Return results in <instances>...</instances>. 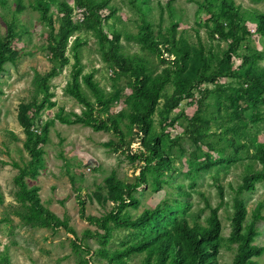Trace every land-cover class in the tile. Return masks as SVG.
Returning a JSON list of instances; mask_svg holds the SVG:
<instances>
[{"label":"trees","instance_id":"trees-1","mask_svg":"<svg viewBox=\"0 0 264 264\" xmlns=\"http://www.w3.org/2000/svg\"><path fill=\"white\" fill-rule=\"evenodd\" d=\"M174 1L169 0L165 7L171 18L169 26H159L157 32L149 21V0H130L138 14L135 34L118 16L115 0H73V4L67 0H0L8 12L2 18L6 31L0 33V75L22 58L19 45L29 35L22 15L29 11L37 13L45 27V50L53 64L50 72L35 75L31 101L19 110L29 160L13 162L18 172L14 178L16 204L10 213L32 229L65 230L73 235L72 247L81 264H221L224 249L233 253L232 261L225 264H259L258 259L264 256V246L257 244L264 203L259 202L250 215L246 206V197L258 183H264V13L243 10L234 0H202L199 11L208 16L205 42L198 32L195 40L185 33L177 38ZM79 11L82 18L75 21ZM250 20L256 26L253 33ZM110 21H114L112 25ZM90 34L97 39L100 59L110 70V90L96 80L97 71L85 73L83 53ZM254 35L263 49L253 45ZM123 38L136 42L141 54L126 53ZM72 60L65 91L82 106V112L65 114L60 110L53 119L44 121L43 113L56 106L52 80ZM185 102L187 110H180ZM116 105L122 109L113 113ZM56 120L113 133L117 141L104 146L142 164L133 181L123 179L116 170L104 179L94 197L103 207L110 203V211L103 216L83 214L97 229H87L82 236L70 220L43 204L40 188L28 182L37 179L46 167L45 146ZM180 123L183 131L171 137ZM136 140L140 148L133 151ZM186 141L195 148L188 152L195 167L188 174L192 183L187 189L178 180L174 153L179 146L181 153L187 154L182 146ZM245 158L246 172L234 190L231 233L226 238L220 206L214 208L207 201L210 214L206 218L193 211L195 181L217 169L214 181L224 199L220 171ZM71 179L80 193L76 179ZM160 192H165V198L159 204L133 213L141 207L138 195ZM81 203L84 206L85 200ZM91 239L96 240L97 248L89 243ZM0 264H11L8 253L1 255Z\"/></svg>","mask_w":264,"mask_h":264},{"label":"rangeland","instance_id":"rangeland-1","mask_svg":"<svg viewBox=\"0 0 264 264\" xmlns=\"http://www.w3.org/2000/svg\"><path fill=\"white\" fill-rule=\"evenodd\" d=\"M67 1L70 4L74 3L73 0ZM168 1L149 0L151 7L149 21L154 23L157 32L159 26L165 29L170 24L171 18L165 8ZM200 1L202 0L174 1L173 18L179 23L177 38L185 33L195 40L196 32H198L203 41H208L207 28L204 26L208 16L199 11L198 2ZM234 1L243 10H257L264 13V0ZM115 3L120 9L118 16L129 27L130 32L136 34L138 29L135 26V21L138 19V14L131 7L130 0H115ZM162 8L165 9L162 11ZM7 13V10L0 5V33L2 34L6 31V24L2 18ZM22 16L29 26V35L27 34L25 42L19 45L22 58L16 65L9 64L6 72L0 75V193L4 196V204L0 205V257L8 253L11 264H81L72 247L73 235L68 234L65 230L54 232L46 229H32L26 226L20 218L10 213L11 206L16 204L14 178L18 172L13 167V162L22 164L29 160V154L24 149L26 136L18 120L19 110L24 104L31 101L34 94L32 83L35 75L50 72L53 65L45 50L46 41L42 35L45 27L40 21L39 15L29 11ZM81 18L80 11L76 12L74 20L77 21ZM54 20H57V14ZM250 21L249 28L253 33L256 26L253 24V20ZM113 22L110 21V24L112 25ZM88 38L89 43L83 53L85 73L97 71L96 80L102 87L110 90L112 87L110 70L100 59L97 39L91 34L88 35ZM252 40L255 47L263 49L258 36L254 35ZM122 45L126 53L130 55L141 54L138 44L134 41H127L123 38ZM236 60L240 64V60L238 58ZM155 62H158L157 58H155ZM73 64L74 60L53 78L51 89L55 97L52 101L56 103V106L43 113L42 119L44 121L53 119L60 110H63L65 114L71 112L80 114L82 112V106L65 91L70 81ZM160 70L161 66L158 64V71ZM129 92L126 89L125 94ZM121 109L116 105L112 112L118 113ZM182 109L187 110V102L183 103L180 110ZM177 113L179 111L175 112V114ZM192 113L193 111H190L189 116H192ZM181 125L182 123L177 125V129L171 132V137L183 131ZM155 127L159 129L158 123ZM111 140L117 141L113 133L95 132L91 128L81 125L69 126L56 120L50 128L49 142L45 146L46 167L41 170L37 179H28L31 186L40 188L43 204L60 218L70 220L71 226L80 236L87 229H97L83 219V214L85 216H103L110 211V203L103 207L94 197V193L103 185L104 179L114 170L118 171L123 179L126 178L131 181L140 174L142 165L140 162L133 163L122 152H113L104 146ZM182 146H184L187 154H182L181 147H176L174 149V153L177 154L175 164L179 173L178 180L187 189L192 183L188 174L195 167L188 152L195 148L190 146L188 141ZM139 148L138 141H134L132 150L137 151ZM202 149L205 152L208 151L207 147L202 146ZM214 156L216 157V154ZM247 160V158L241 159L236 165L220 171L219 182L224 188V199L220 196L218 186L214 181L217 169L203 173L195 181L197 186L192 198L193 211L201 213L202 218H206L210 214L209 209L206 208L207 201L214 208L220 206L219 213L224 226L223 234L226 238L231 233L230 217L233 213L234 190L242 182L246 172ZM72 177L76 179V187L81 188L80 193L75 190ZM142 190V188L139 189L140 192ZM189 191L191 190L189 189ZM138 197L141 207L133 211L136 214L143 211V206L150 207L159 204L165 198V192L145 193L138 195ZM83 199L85 200L84 206L81 203ZM246 199V206L250 215L259 202L264 203V183H258L255 191L250 193ZM259 227L262 234L258 238L257 244L264 246V222L259 223ZM122 234L123 232L119 233L118 236ZM89 243L94 248L99 246L95 239L89 240ZM85 255L82 253L83 257ZM232 259L233 253L231 251L222 250L219 259L221 264L229 263ZM258 260L259 264H264V256Z\"/></svg>","mask_w":264,"mask_h":264}]
</instances>
